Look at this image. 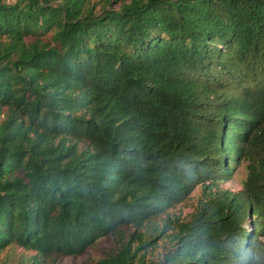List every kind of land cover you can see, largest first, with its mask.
Here are the masks:
<instances>
[{
  "label": "trees",
  "instance_id": "16d2710c",
  "mask_svg": "<svg viewBox=\"0 0 264 264\" xmlns=\"http://www.w3.org/2000/svg\"><path fill=\"white\" fill-rule=\"evenodd\" d=\"M109 236L94 264H264V0H0V252Z\"/></svg>",
  "mask_w": 264,
  "mask_h": 264
},
{
  "label": "rangeland",
  "instance_id": "374dc122",
  "mask_svg": "<svg viewBox=\"0 0 264 264\" xmlns=\"http://www.w3.org/2000/svg\"><path fill=\"white\" fill-rule=\"evenodd\" d=\"M243 178L244 168L243 165H240L236 169L233 177L229 181L220 184V186L231 190L240 189ZM198 194L199 190L198 188H195L187 199L174 205L168 210L169 216L186 218L193 210ZM111 250H116V243L115 238L109 236L98 240L80 256H60L54 260H48L46 264H94V262L105 252ZM32 253V251L25 250L17 245H11L0 252V264H19L20 261H23L25 258L32 255Z\"/></svg>",
  "mask_w": 264,
  "mask_h": 264
}]
</instances>
